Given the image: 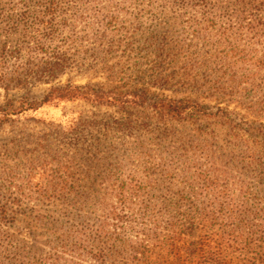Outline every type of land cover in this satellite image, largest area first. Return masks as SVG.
<instances>
[{
  "label": "rangeland",
  "instance_id": "obj_1",
  "mask_svg": "<svg viewBox=\"0 0 264 264\" xmlns=\"http://www.w3.org/2000/svg\"><path fill=\"white\" fill-rule=\"evenodd\" d=\"M209 10L205 21L191 1L0 0V56L18 52L3 71L22 70L21 85L0 86V116L16 111L0 125V264L57 262L47 259L57 236L97 235L122 197L243 196L264 207V47L237 30L224 0ZM210 21L213 35L184 47L190 25ZM160 48L179 56L163 63ZM60 59V75L43 72ZM62 85L136 101L55 100L17 113ZM160 101L186 111L173 119ZM255 221L264 226V214ZM69 250L60 264H72ZM98 250L87 244L77 264H99Z\"/></svg>",
  "mask_w": 264,
  "mask_h": 264
},
{
  "label": "trees",
  "instance_id": "obj_2",
  "mask_svg": "<svg viewBox=\"0 0 264 264\" xmlns=\"http://www.w3.org/2000/svg\"><path fill=\"white\" fill-rule=\"evenodd\" d=\"M185 1H191L195 7L203 9L205 21L213 17L209 8L215 0H181ZM224 1L233 8V15L239 21L237 30L264 47V0ZM206 23L209 25L205 28L190 25L192 39L184 43L189 51L197 46L198 41L213 35L214 32L210 30L216 28V21ZM233 30V27L225 28L222 34H229ZM107 31L113 30L109 27ZM157 39V35L152 36V41ZM161 40L165 39L160 37ZM150 41L149 36L144 43L145 51ZM17 55V51L9 53L4 49L0 56V86L7 91L15 81L21 85L20 67L10 77L3 71L7 70L9 58H17ZM156 56L164 63L166 59L177 58L179 51L167 53L160 48ZM46 64L43 72L53 77L61 74L66 60ZM257 69L264 70V65L257 66ZM259 75L255 73L247 77L251 79ZM22 89L25 87L22 86ZM76 99L111 101L124 105L136 101L135 96L95 93L89 86L62 85L53 88L39 106L25 102L17 113L36 112L41 105L55 100ZM158 104L161 111L173 119L182 117L186 111L180 105L165 109L162 101ZM4 111V116H0V125L16 112ZM233 197L207 198L180 193L173 196H147L144 199L118 198L117 205L99 223L97 235L82 231L62 232L57 236V244L47 259H55L57 262L52 264H60L63 258L60 249L67 248L70 249L67 255L72 258V264H77L86 257V253H91L87 251V244H97L99 250L93 257L99 264H264V226L255 221L256 217L264 214V207L250 209L249 198Z\"/></svg>",
  "mask_w": 264,
  "mask_h": 264
}]
</instances>
